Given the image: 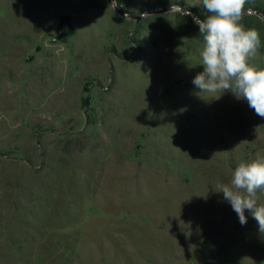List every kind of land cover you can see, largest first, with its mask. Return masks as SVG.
I'll return each mask as SVG.
<instances>
[{"label": "rangeland", "instance_id": "rangeland-1", "mask_svg": "<svg viewBox=\"0 0 264 264\" xmlns=\"http://www.w3.org/2000/svg\"><path fill=\"white\" fill-rule=\"evenodd\" d=\"M244 8L264 68V0ZM195 10L0 0V264H264L256 220L217 192L264 158V118L193 85Z\"/></svg>", "mask_w": 264, "mask_h": 264}, {"label": "clouds", "instance_id": "clouds-1", "mask_svg": "<svg viewBox=\"0 0 264 264\" xmlns=\"http://www.w3.org/2000/svg\"><path fill=\"white\" fill-rule=\"evenodd\" d=\"M201 2L209 14L204 19L194 17L204 47L200 54L203 71L195 75L193 85L199 92L219 95L229 90L237 99H245L264 118V68L249 63L261 45V38L257 30L245 28L241 23L246 0ZM217 192L223 193L241 225L247 223L245 210H248L259 232L264 234V203L258 199V193L264 195V158L241 162L229 183L222 184Z\"/></svg>", "mask_w": 264, "mask_h": 264}, {"label": "trees", "instance_id": "trees-1", "mask_svg": "<svg viewBox=\"0 0 264 264\" xmlns=\"http://www.w3.org/2000/svg\"><path fill=\"white\" fill-rule=\"evenodd\" d=\"M126 4H132L136 0H123ZM150 2V9L159 11L163 9L170 8L173 4L174 1L176 0H148ZM120 4V2H118ZM197 14H199L201 19H204L205 17L201 15V12L199 10H195ZM74 35V29L71 26L69 30L62 32L60 36V40L63 41L64 43Z\"/></svg>", "mask_w": 264, "mask_h": 264}, {"label": "water", "instance_id": "water-1", "mask_svg": "<svg viewBox=\"0 0 264 264\" xmlns=\"http://www.w3.org/2000/svg\"><path fill=\"white\" fill-rule=\"evenodd\" d=\"M171 8V7H170ZM170 8H167V9H163V10H159V11H155V13H164L165 11H167L168 9ZM264 17V16H263Z\"/></svg>", "mask_w": 264, "mask_h": 264}]
</instances>
